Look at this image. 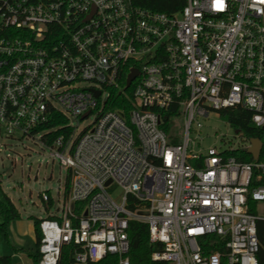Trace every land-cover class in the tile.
<instances>
[{"label": "built area", "instance_id": "obj_1", "mask_svg": "<svg viewBox=\"0 0 264 264\" xmlns=\"http://www.w3.org/2000/svg\"><path fill=\"white\" fill-rule=\"evenodd\" d=\"M128 65L127 114L111 106ZM174 108L181 142L163 129ZM237 108L264 130V0H186L173 16L129 0H0V130L39 139L70 175L40 224L39 264H59L65 246L76 264H132L134 222L155 264H259L264 163L232 155L252 147L236 130L237 146L200 135L199 120ZM55 114L68 134L50 144ZM91 117L75 139L71 118Z\"/></svg>", "mask_w": 264, "mask_h": 264}, {"label": "rangeland", "instance_id": "obj_2", "mask_svg": "<svg viewBox=\"0 0 264 264\" xmlns=\"http://www.w3.org/2000/svg\"><path fill=\"white\" fill-rule=\"evenodd\" d=\"M199 121L203 125L200 135L205 138L204 146H237L244 141L223 117L212 114L209 119ZM93 122V117L84 121L71 118L75 139ZM168 132L181 142L185 135V117H177L170 124ZM191 138L196 139V132L192 133ZM0 181L4 192L21 213V219L11 223L10 243L1 238L5 251L13 255V264H34L26 252H15L12 246H19L22 241L24 250L36 252L32 218L43 220L49 213H56L58 200L63 197L66 187L67 171L61 167L59 161L50 157V150L45 148L39 139L9 136L4 130H0ZM43 193L51 197L50 210H47V203L41 198ZM256 206L259 216L264 218V204L259 203ZM0 220L2 222V219Z\"/></svg>", "mask_w": 264, "mask_h": 264}, {"label": "trees", "instance_id": "obj_3", "mask_svg": "<svg viewBox=\"0 0 264 264\" xmlns=\"http://www.w3.org/2000/svg\"><path fill=\"white\" fill-rule=\"evenodd\" d=\"M131 5L135 8H142L146 10H151L153 12L163 13L170 16L179 14L182 12L186 5V0H129ZM130 65H128L123 73V79L121 82V91L114 92V104L111 106L113 110H124L127 114L130 113L135 107V100L133 96L134 87L127 88L126 81L129 75ZM178 115V109L174 108L172 111L166 113L167 119L163 129L168 131V117L172 115ZM221 116L230 124V126L242 134L249 140L258 139L263 143V149L258 161H255L253 157L248 152L234 153L233 156L241 162L253 163V162H263L264 163V130L257 128L252 122V113L241 108L237 109H227L221 111ZM68 124L66 117L55 114L53 116L52 122L47 126V129L62 127L53 134L49 136L48 142L51 144L56 138L61 134H68L65 126ZM174 143H178L177 140ZM255 185V184H254ZM253 185V186H254ZM70 186V175L67 176L66 181V191L68 192ZM42 196V195H41ZM52 206V201L46 204L47 210H50ZM0 217L2 222L0 223V238H3L8 244L9 241V228L12 222L21 219V213L14 205L12 200L6 195L3 190L2 182L0 181ZM35 229L36 237V252L26 251L24 249L18 250L12 246L15 252H26L32 259L34 264H39L40 255V245L42 241V234L40 230V224L42 220L32 218ZM258 238L260 240V252L258 254L259 264H264V221H258ZM130 243H131V253L130 259L132 264H155L151 260V254L154 251V247L150 244L149 240V229L148 226L142 223L134 222L131 224L129 231ZM76 248L74 246H65L62 249L61 258L59 264H76L74 261V253ZM0 264H13L11 256H0ZM100 264H117L115 257L109 256Z\"/></svg>", "mask_w": 264, "mask_h": 264}, {"label": "water", "instance_id": "obj_4", "mask_svg": "<svg viewBox=\"0 0 264 264\" xmlns=\"http://www.w3.org/2000/svg\"><path fill=\"white\" fill-rule=\"evenodd\" d=\"M138 76H139V70L137 69L132 70V72L129 74L127 78L126 87L130 88ZM96 96L99 97L100 93H97ZM250 142L252 144V147L248 150V153L253 157L255 161H258L263 149V143L258 139L250 140Z\"/></svg>", "mask_w": 264, "mask_h": 264}, {"label": "crops", "instance_id": "obj_5", "mask_svg": "<svg viewBox=\"0 0 264 264\" xmlns=\"http://www.w3.org/2000/svg\"><path fill=\"white\" fill-rule=\"evenodd\" d=\"M0 219H2L0 217ZM0 223H1V220H0ZM12 229V224L10 225V228H9V231ZM32 234H33V238L35 239V242H36V237H35V229H34V223H33V230H32ZM23 242L20 241V244L19 246H14L16 249L18 250H22V249H25L24 246H22ZM20 255V254H19ZM0 256H11L13 257V255L7 253L5 251V245H3V242H2V239L0 238Z\"/></svg>", "mask_w": 264, "mask_h": 264}]
</instances>
